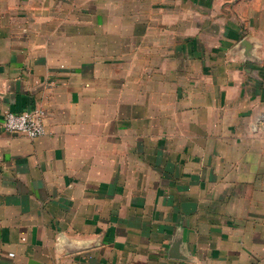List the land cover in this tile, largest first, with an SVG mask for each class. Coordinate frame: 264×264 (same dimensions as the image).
<instances>
[{
  "label": "crops",
  "instance_id": "obj_1",
  "mask_svg": "<svg viewBox=\"0 0 264 264\" xmlns=\"http://www.w3.org/2000/svg\"><path fill=\"white\" fill-rule=\"evenodd\" d=\"M0 264H264V0H0Z\"/></svg>",
  "mask_w": 264,
  "mask_h": 264
},
{
  "label": "built area",
  "instance_id": "obj_2",
  "mask_svg": "<svg viewBox=\"0 0 264 264\" xmlns=\"http://www.w3.org/2000/svg\"><path fill=\"white\" fill-rule=\"evenodd\" d=\"M45 119L46 110L43 108L22 112L7 110L3 115V127L10 132L24 133L31 138H37L47 132Z\"/></svg>",
  "mask_w": 264,
  "mask_h": 264
},
{
  "label": "rangeland",
  "instance_id": "obj_3",
  "mask_svg": "<svg viewBox=\"0 0 264 264\" xmlns=\"http://www.w3.org/2000/svg\"><path fill=\"white\" fill-rule=\"evenodd\" d=\"M30 110H33V109H30ZM15 112H22V111H15Z\"/></svg>",
  "mask_w": 264,
  "mask_h": 264
}]
</instances>
